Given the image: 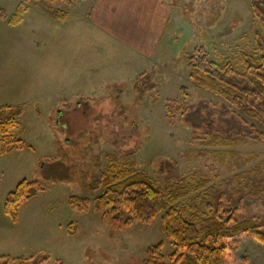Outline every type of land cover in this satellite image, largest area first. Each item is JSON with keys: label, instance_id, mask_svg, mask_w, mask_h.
<instances>
[{"label": "rangeland", "instance_id": "rangeland-1", "mask_svg": "<svg viewBox=\"0 0 264 264\" xmlns=\"http://www.w3.org/2000/svg\"><path fill=\"white\" fill-rule=\"evenodd\" d=\"M167 2L170 20L146 55L89 23L92 0L53 3L70 12L62 25L37 18L34 5L24 21L0 23V107L20 106V124L11 134L23 140L0 154V256H24L26 264H143L146 249L159 241L169 255L164 210L150 223L121 229L101 218L93 199L109 164L134 162L159 184L186 178L193 190L172 204L199 226L217 192L221 215L237 189L248 192L253 182L245 174L264 161V141L250 139L246 119L190 79L187 56L202 46L215 60L239 50L255 55L249 0ZM182 87L189 110L200 118L197 126L179 114L173 122L166 115V104L175 108L174 100L184 95ZM215 133L223 135L221 144L202 143ZM217 150L226 153L227 165L219 163ZM55 161L63 165L53 169ZM46 170L65 178L47 177ZM24 178L41 180L44 190L21 204L13 221L6 197ZM202 179L207 183L196 188ZM72 195L91 202L79 209L71 205ZM246 200L252 202L241 200L236 219L264 216L262 203ZM235 254L247 257L246 264H264V243L244 233Z\"/></svg>", "mask_w": 264, "mask_h": 264}, {"label": "trees", "instance_id": "trees-1", "mask_svg": "<svg viewBox=\"0 0 264 264\" xmlns=\"http://www.w3.org/2000/svg\"><path fill=\"white\" fill-rule=\"evenodd\" d=\"M77 1L80 0H31L29 3L21 2L10 16H7L6 11L0 10V16L10 24H17L23 20L29 6L34 5L50 16L64 21L69 15V10L54 8L52 4L61 2L69 5ZM249 3L253 15L256 54L239 50L236 56L215 60L210 58L205 47H196L187 56V66L190 79L194 83L226 100L246 119V135L250 139L264 141V0H249ZM181 89L184 95L174 100L175 108L170 101L166 104V115L173 122L179 114L197 126L200 118L189 110L191 102L187 98L186 88ZM8 109L9 114L3 117ZM20 112V106L0 107V136L4 144L0 147V154L14 143H23L22 138L11 134L13 128L20 124L16 117ZM221 136L223 137L222 134L215 133L211 138L203 139L202 143L217 146L223 140H220ZM215 154L219 163L227 165L225 152L217 150ZM59 165H63L62 162H52L53 169ZM45 174L50 178H65L63 172L46 170ZM245 175L248 181L253 182H250L248 192L237 189L235 192L238 195L231 198V207L224 211V215L220 214L223 209L222 192H217L213 202H208L207 216L201 220L200 226L194 216H186L184 207L172 204L193 190L186 178L159 184L134 162L124 168L109 164L101 178L103 189L94 197L93 202L101 218L109 226L118 229L129 227L136 222L150 223L164 210V231L167 239L173 244V251L169 255L165 254L163 241L152 244L146 249L143 264H246L247 257H238L235 248L244 233L264 243V216L238 220L235 213L241 208V200L245 197L252 200H246L247 202L264 205V161ZM206 183L207 181L202 179L196 188L199 189ZM41 190H44L41 180H20L7 194L4 206L6 214L13 221H17L21 204ZM69 201L71 205L82 210L91 202L89 198L78 195H72ZM2 257L6 259L2 264H7L10 259H14L15 264H26L28 261L24 256H0V259Z\"/></svg>", "mask_w": 264, "mask_h": 264}, {"label": "crops", "instance_id": "crops-1", "mask_svg": "<svg viewBox=\"0 0 264 264\" xmlns=\"http://www.w3.org/2000/svg\"><path fill=\"white\" fill-rule=\"evenodd\" d=\"M30 1L5 0V5L9 7L3 5L0 6V10L9 11L12 15L21 2ZM32 8L29 6L22 21ZM38 8L34 7L37 18L57 20L60 25L66 23L70 16L60 21ZM178 9L177 7L175 14ZM172 11L173 6L167 0H92L88 17L92 18L89 22L92 25L125 42L138 54L146 55L153 52L161 32L170 20ZM1 22L12 25L8 20L1 19Z\"/></svg>", "mask_w": 264, "mask_h": 264}]
</instances>
